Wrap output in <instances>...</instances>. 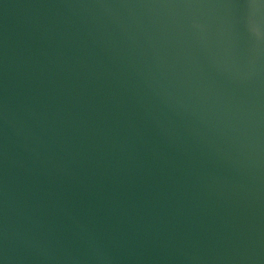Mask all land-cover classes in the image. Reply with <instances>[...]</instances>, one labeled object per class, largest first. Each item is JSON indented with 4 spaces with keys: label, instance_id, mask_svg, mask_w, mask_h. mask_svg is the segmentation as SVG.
Wrapping results in <instances>:
<instances>
[{
    "label": "water",
    "instance_id": "95a60500",
    "mask_svg": "<svg viewBox=\"0 0 264 264\" xmlns=\"http://www.w3.org/2000/svg\"><path fill=\"white\" fill-rule=\"evenodd\" d=\"M0 264H264V0H0Z\"/></svg>",
    "mask_w": 264,
    "mask_h": 264
}]
</instances>
